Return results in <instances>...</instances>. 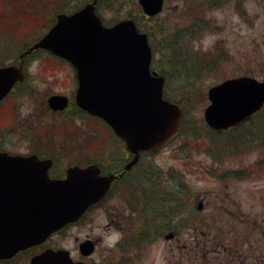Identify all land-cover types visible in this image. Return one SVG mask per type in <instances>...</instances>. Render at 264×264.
Listing matches in <instances>:
<instances>
[{
    "label": "flooded vegetation",
    "instance_id": "flooded-vegetation-1",
    "mask_svg": "<svg viewBox=\"0 0 264 264\" xmlns=\"http://www.w3.org/2000/svg\"><path fill=\"white\" fill-rule=\"evenodd\" d=\"M12 1L0 0L1 15L11 14ZM104 1L107 0H98L97 11L115 7L118 0H108V3ZM227 1L233 2L162 0L159 12L149 15L140 7L139 0H135L134 6L122 16L109 22L103 18L102 20L105 26H112L121 20L132 19L138 30L147 35L153 53L150 66L152 72L163 75L167 80L169 74L165 70H170L174 73L173 77L185 78L191 75L193 77L185 79L196 81L201 73H191L192 69L217 70L221 64L229 61L220 46L202 51L193 45L195 37L211 27L212 20L208 15L225 6ZM125 5L130 3L120 1L118 8L125 10ZM9 8L10 11L6 12ZM171 20H178V24L164 27V23H170ZM16 39L15 30L0 28V68L20 66L23 70L22 80L14 83L8 94L0 100V154L32 159L33 163L47 165V175L53 180H65L68 170L72 168L94 166L97 169L94 172L100 177L109 178L110 182L107 192L89 206L79 220L56 230L39 244L19 250L8 258H0V264H29L32 257L47 249H65L74 262L83 264H133L144 260L146 254L151 252H154L155 257L166 259L165 264H175V261L176 264H196L197 257L201 258V264H264V244H260L259 240H254L255 244L251 245L245 238L212 237L201 227L205 225L211 229L227 230L234 227V222L210 224L195 221L196 213L202 211L198 209V203L210 204L206 199L207 194L211 195L213 191L216 196L221 186L224 188L219 201L221 209L238 219L241 213L239 205L227 195L226 182L241 180L245 176L243 171L215 173L216 170L200 163L205 170L213 172L210 177L215 180L209 193L200 194L196 190V183L204 181V178L192 175L202 168L198 166L194 170L192 166L196 165L189 161V151L181 152L190 146L188 142L179 143L172 148L176 163L169 167H165L167 161L159 157L163 151L161 148L154 153H141L137 163L127 171V163L132 155L127 152L126 144L114 138L112 130L102 121L76 106L74 95L77 89V72L73 64L41 49L21 56L29 45L22 47L20 53L14 55L12 51ZM40 55L56 60L59 69L50 66L49 62H42L39 70L31 73L33 60H38ZM238 67L241 66L236 65L234 70ZM39 75L44 83L42 88L33 79ZM49 79V83L55 85L59 82L70 83L72 89L70 92L50 91L47 82ZM41 89H44V97L38 104L34 101V96L43 94ZM51 96L66 97V106L51 108L48 103ZM78 119L83 122L82 127L85 121L89 124L80 128ZM94 123L106 129L108 136L103 133L104 136L98 140ZM233 129L224 133L227 135ZM51 131L58 135L62 143L45 141V132L49 134ZM79 138L81 140L77 141ZM104 138L111 141L107 143ZM226 145L230 146L229 143ZM180 153L184 156H180ZM4 170L8 172L14 168ZM136 172L139 175L133 177ZM149 197L158 205H148ZM226 201L232 205L231 210L226 207ZM101 214L104 216V223L97 225L96 233L92 236L87 234L82 238L74 237V248L52 243L56 237H65L70 229L81 227L89 219L95 221ZM163 241L171 244L164 247ZM86 243L91 245V250L88 244L84 246ZM105 245L106 255L99 253L103 252ZM210 255L220 256L222 261H212Z\"/></svg>",
    "mask_w": 264,
    "mask_h": 264
},
{
    "label": "water",
    "instance_id": "water-1",
    "mask_svg": "<svg viewBox=\"0 0 264 264\" xmlns=\"http://www.w3.org/2000/svg\"><path fill=\"white\" fill-rule=\"evenodd\" d=\"M96 1L72 14H58L55 25L22 55L42 48L73 64L76 105L104 120L124 140L134 154L128 169L138 152L156 150L177 131L181 110L163 98V77L150 74L146 35L138 33L132 21L104 27L95 13ZM139 1L147 14L159 11L160 0ZM22 77L21 67L0 68V100ZM207 95L205 122L215 129L227 128L262 107L264 82L229 79L209 88ZM48 103L53 109L63 108L66 98L51 96ZM108 180L99 178L92 167L73 168L66 180H50L39 164L0 154V258L39 244L76 221L102 196ZM30 264L82 263H74L67 251L48 249Z\"/></svg>",
    "mask_w": 264,
    "mask_h": 264
},
{
    "label": "rangeland",
    "instance_id": "rangeland-1",
    "mask_svg": "<svg viewBox=\"0 0 264 264\" xmlns=\"http://www.w3.org/2000/svg\"><path fill=\"white\" fill-rule=\"evenodd\" d=\"M36 4H34V0H24L23 3L17 0V8H13L11 14L4 13L0 14V28L1 30H15L17 33V39L15 41V47L13 48V54L17 55L20 53L22 49V44L24 42L31 43L33 40L41 37L48 29L50 17H53L54 13L60 8L63 3H67L64 6V11L71 12L76 9V7L80 6L83 0H35ZM120 1L124 4L130 3V5H125V10H120L121 7L118 8ZM135 0H118L115 2V7L107 8L108 10L98 11V14L105 21L109 22L115 17L122 16L126 11H129L132 6H134ZM32 2L33 5H27L26 3ZM108 3L107 1H104ZM19 3L22 4L20 7V12H27L25 15L19 14ZM35 5V6H34ZM105 7V6H104ZM238 7V8H236ZM106 8V7H105ZM118 10H120L118 12ZM6 12L10 11L6 9ZM210 19H212L211 27L206 31L202 32L201 35L195 37L193 45L196 48H201L202 51L212 50L216 44H219L220 47L226 52V55L229 56V61L220 65V70L215 73H209L208 75H204L193 83H188L185 78H180L178 76L173 77L174 73L168 72L169 78L167 80V85L170 92L174 94L175 92L179 93L182 89L185 88V85H193L196 90H198L200 96H203L204 100L197 104V108L189 111L187 119L189 120L188 126L195 124L199 125L200 121L202 122L203 110L207 105L206 99V90L214 84L221 82L223 79L247 74L252 77H255L259 80H264V0H233L227 1L225 6H221L218 10L213 11L208 15ZM178 20H171L170 23L165 22L164 27L171 26L176 23ZM183 24V23H182ZM15 52V53H14ZM56 60L50 59L47 56L40 55L38 60H33L34 64H32V68L30 69L31 73H36L39 70L40 63L49 62L50 66L54 68L59 67L56 65ZM38 62V64H37ZM237 63L241 64V67H238L234 70ZM49 66V65H47ZM51 74V73H50ZM190 77H193L190 75ZM36 83L39 85V88L44 87V83L40 79V75L36 76ZM62 77L60 78V80ZM50 82V79L47 81ZM66 83V84H65ZM48 88L50 91H71L72 85L67 82H59V84L55 85L52 83L48 84ZM191 87V86H189ZM188 89V88H186ZM49 91V92H50ZM43 94H37L34 96V101L38 104L41 103L44 97V89H41ZM36 99V100H35ZM37 104V105H38ZM78 127L84 128L85 125L89 124L88 121H85L84 126L81 119L77 120ZM260 120L257 119L254 124L257 133L262 132L259 127ZM97 135L98 140L106 134L108 136L107 131L104 128L98 127L97 123L93 124ZM188 128L185 127V131L181 137H188L189 143L191 146L188 147L189 151H191V158H189L190 162L195 163H204L205 167L216 170L215 173H219L225 170H243L249 168L255 161L261 160L264 158V144L261 148L257 149V142H255L256 146L250 152L246 153H237L234 156L224 155L222 158L213 161L212 158L205 154L206 144L211 143L209 139L201 138L199 142H195V140H191L194 136L192 133L187 131ZM243 131V130H242ZM104 133V134H103ZM203 133L199 132L196 137L200 138ZM46 139L49 143L57 144L60 142L59 137L54 132H50L47 134L45 132ZM178 137V139L171 143L167 149H164L162 153L159 155L160 158L165 159L163 161H167L165 167H169V165H173L176 163V160L173 159L174 151L172 150L175 145L181 143L183 139ZM66 140V139H63ZM81 138H79L80 141ZM232 137H219L217 139L218 144H225L226 142L232 143ZM111 139L107 140L109 143ZM62 143V142H60ZM193 144H199L200 149H196ZM193 146V147H192ZM186 151V150H185ZM180 156L183 157L182 153ZM170 159L169 161L166 159ZM199 166H201L199 164ZM194 170L196 166H192ZM201 171H195L192 177L200 175L204 178V181H200L196 183V190L200 194H207L214 186V178L211 176V171H207L201 166ZM185 169H188L187 167ZM139 173L136 172L133 177L138 176ZM228 185L227 195L238 203L239 209L241 212L240 220L233 218L231 215H228L224 211L220 214L218 210L219 201L222 197V190L224 189L222 186L220 191L215 196V193L211 191V195L207 194L209 203L204 204L202 211L197 212L195 218L201 219V223H217L220 224L223 222H234V227L231 229H227L226 231H230V233H226V231H222L225 234L224 237L227 238H245L248 239V242L253 245L254 240H259L260 244H264V165L261 170L254 173V175L250 177H242L239 181H228L226 182ZM164 185H168L164 183ZM228 209H232V205L228 204L227 201L225 203ZM103 215L97 217L95 221L89 219L81 227L70 229L65 237H56L52 243L62 244L66 248H74L73 238L78 237L82 238L85 235L92 236L96 233L97 225L99 223H104ZM256 220L259 224L258 227L252 228V220ZM227 220V221H226ZM94 225V227H93ZM209 232L208 235L212 237L220 232L218 229H211V227L202 226ZM209 228V229H207ZM200 238V236H197ZM186 238H189L186 235ZM226 238V239H227ZM163 246H169L171 243L163 241ZM106 245L103 247V252L105 253ZM264 249V245H263ZM176 253V251H175ZM97 256H94L96 258ZM99 257V255H98ZM210 260H216L217 262H221V257H216L215 255L209 256ZM165 264L166 259H161L160 257H155L154 252L147 253L144 260H138L133 264ZM177 261H175V264ZM186 263V262H184ZM22 264V263H19Z\"/></svg>",
    "mask_w": 264,
    "mask_h": 264
},
{
    "label": "trees",
    "instance_id": "trees-1",
    "mask_svg": "<svg viewBox=\"0 0 264 264\" xmlns=\"http://www.w3.org/2000/svg\"><path fill=\"white\" fill-rule=\"evenodd\" d=\"M19 1L23 3L24 0H19ZM29 5H33V3L30 2ZM21 6L22 4L19 3L18 5L19 14H22V15H25V13L27 14V12H20ZM189 86L185 85V88L182 89L179 93L175 92L174 94H172L171 92H168L167 94H165L166 98L177 103L181 107L183 112H189L192 109L197 108L196 107L197 104L204 100L203 96H200L198 90H196L193 85H189ZM255 118L256 119L262 118L264 120V107L262 108V110L260 111L258 115H255ZM259 125H260L262 132L257 133L255 129H252L248 131V135L249 137H251V139H253V137H257L259 140V146H260L264 142V121H263V124H260L259 122ZM253 126H255L254 123H253ZM263 165H264L263 163H260L259 165H257L258 166L257 169H261Z\"/></svg>",
    "mask_w": 264,
    "mask_h": 264
}]
</instances>
